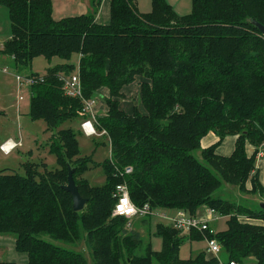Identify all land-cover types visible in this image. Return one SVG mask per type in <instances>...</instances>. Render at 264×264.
I'll return each mask as SVG.
<instances>
[{
	"label": "trees",
	"instance_id": "trees-1",
	"mask_svg": "<svg viewBox=\"0 0 264 264\" xmlns=\"http://www.w3.org/2000/svg\"><path fill=\"white\" fill-rule=\"evenodd\" d=\"M101 3L92 0L88 14L56 20L51 0H0L10 21L0 55L18 70L31 71L38 58L58 61L45 75H30L42 81L31 88L29 116L46 123L48 152L59 166L48 171L43 163H27L23 175L0 172V237L13 238L28 264H89L77 251L81 243L93 264H264V210L216 196L231 186L264 198L257 170L264 150V35L248 23L264 27V0H193L192 13L183 17L166 0H152L149 14L138 11L137 0H110L107 25L96 22ZM75 70L84 99L97 98L107 108L96 123L111 153L102 165V187L85 178L92 160L82 156L78 134L62 128L87 120L82 100L66 96L61 81ZM137 81L138 98L127 112L124 93ZM210 134L219 141L203 149ZM229 137L236 138L235 150L224 157L217 149ZM69 167L88 200L82 212H74L63 189ZM122 184L139 208L200 218L201 211L212 210L226 218L227 228L183 235L159 224L155 235L163 249L156 252L138 228L147 225L150 235L153 216L131 230L126 218L113 217ZM205 239L220 245L219 260L207 250L181 258L187 241Z\"/></svg>",
	"mask_w": 264,
	"mask_h": 264
},
{
	"label": "rangeland",
	"instance_id": "rangeland-1",
	"mask_svg": "<svg viewBox=\"0 0 264 264\" xmlns=\"http://www.w3.org/2000/svg\"><path fill=\"white\" fill-rule=\"evenodd\" d=\"M104 1L105 0H102V3L99 7V13L96 18L97 23H99L97 20L98 16L102 12V5ZM166 1L174 9L175 13L181 17L188 16L193 11V0ZM138 11L141 14L151 13L152 0H139ZM73 61L75 66H77L78 59L74 58ZM57 63L58 61L54 60L52 64H49L44 58H38L34 60L31 71L30 69L18 70L12 66L6 67L0 65L1 68L8 70L7 74L0 73V143L3 144L4 141H7L9 140V138H11L14 141L21 142L23 147H19L20 149L13 153L11 156H4L0 153V172L5 171L7 169H11L19 173L20 175H23V167L27 163H43L47 166L48 171L56 170L59 167L56 157L54 155H50L48 152L47 145L50 142L51 136L49 132H47L46 123L42 120L33 121L29 116L32 87L29 83L25 81L22 87L19 88L20 85L17 81V76L23 77V79L26 78L28 75L30 77L31 74H39L43 76L49 68L53 67ZM73 74H76V70ZM138 91L139 81H137L133 86L125 90L124 94L126 95V97L125 101H123V107L127 112L132 111L133 102H136V99L138 98ZM21 98L22 101H20ZM99 106L100 110H98ZM106 111L107 108L105 104L102 101H99L96 109L97 117L105 115ZM80 121L77 120L72 123H66L62 128H73L78 134V140L82 156L91 158L92 160L90 171L85 175V178L89 181L92 186L102 187L105 185L106 182L102 165L106 160L110 159L111 157L109 142L98 132V136L96 137H86L81 132ZM2 144H0V146ZM0 152L2 151L0 150ZM195 156L201 161L200 153H196ZM216 196L221 197L223 199L236 201L237 203L243 204L255 210H259L261 208V203L264 201V198L261 199L260 197H253L249 195L246 196L245 194H241L238 189L231 186L223 187V189L216 193ZM160 214L172 216L174 214V211H158V213L152 219L150 226V235L147 232V225H139L138 227L139 231L142 234V237L145 239V242H151L153 250L156 252H161L163 249L162 239L156 237L155 235L156 228L159 224H168L159 216ZM216 220H218V223L215 224L216 232L225 231L227 228L226 218L219 217ZM139 221V218L133 220L132 229H135L134 224L138 223ZM42 238L52 242V240L48 236H43ZM55 244L58 246L69 248L62 243ZM77 249V251L86 256L89 264H93L89 252L86 249L84 243L79 244V246L77 245ZM206 249V241H201L197 243H191L187 241L186 244L180 250V256L183 260H188L192 257H195L197 254L206 251ZM5 257L6 256H3L4 260H2L4 262L6 261Z\"/></svg>",
	"mask_w": 264,
	"mask_h": 264
},
{
	"label": "built area",
	"instance_id": "built-area-1",
	"mask_svg": "<svg viewBox=\"0 0 264 264\" xmlns=\"http://www.w3.org/2000/svg\"><path fill=\"white\" fill-rule=\"evenodd\" d=\"M0 73L7 74L8 70L0 67ZM17 81L20 85L19 88H21L25 81L32 87L33 85L37 84L38 81L42 80L33 77H26L23 79V77L17 76ZM61 81L63 82V88L66 96L82 100L84 107L82 113L87 116V120L83 121L81 124V129L84 134L89 138L98 136L96 129V109L99 100L97 98L90 100L84 99L79 70L76 72V74L62 76ZM20 101H22V98ZM103 134H105V132ZM21 146V142H16L10 139L0 146V150L5 153V155H9ZM131 172V169L126 170V174H130ZM114 198L117 202L113 212V217L126 218L129 222L127 225L128 230L132 229L133 220L137 218L141 219L147 216L154 217L158 213H153L149 205H145L142 208L137 207L131 200L129 188L126 184L119 185L116 188ZM215 215L216 213L214 211L207 210V218H200L197 216L192 217L184 211H178L172 216H167L165 214H160L159 216L168 223L165 225L173 227L174 229L180 231L183 235H190L193 231L200 233L210 231L211 234H214L216 231L210 228L209 223ZM217 217L218 215H216L214 218L218 219L220 216L218 218ZM205 241L207 242V253L211 257L219 260L221 254L220 245L213 240L205 239Z\"/></svg>",
	"mask_w": 264,
	"mask_h": 264
},
{
	"label": "crops",
	"instance_id": "crops-1",
	"mask_svg": "<svg viewBox=\"0 0 264 264\" xmlns=\"http://www.w3.org/2000/svg\"><path fill=\"white\" fill-rule=\"evenodd\" d=\"M53 3V17L56 20H61L68 17H76L87 14L91 10V1L92 0H51ZM138 1V9H139V0ZM109 6V9H108ZM108 9V10H107ZM100 24L107 25L110 23V0H105L102 5V12L98 16L97 20ZM10 39V21L8 11L5 8L0 7V54L3 50V46L6 41ZM0 65L3 66H11V60L7 59L4 56L0 55ZM100 110V106L98 107ZM11 138H9L10 140ZM219 139L215 134H210L205 137L202 141V148L207 149L211 146L218 143ZM235 141L236 138L229 137L225 140L222 145L217 149V153L224 157H229L233 154L235 150ZM1 144V143H0ZM23 148V147H20ZM20 148L14 150L11 154L5 155L0 152L4 156H11L13 153L18 151ZM254 148L249 147V153H253ZM257 170L260 174V182L264 187V150L261 149L257 158ZM249 189L251 188V184H248ZM203 218H207V211L203 210L199 214ZM216 216V215H215ZM214 216V217H215ZM209 223L211 229L215 230V224L218 223V220L215 218ZM246 221V220H245ZM249 222V221H246ZM216 231V230H215ZM207 250V249H206ZM0 263L4 262L2 260L3 256H6V261L8 263L14 264H28V258L26 255L18 253L16 251L15 240L13 238H5L0 237ZM244 264H256L253 260H249Z\"/></svg>",
	"mask_w": 264,
	"mask_h": 264
},
{
	"label": "water",
	"instance_id": "water-1",
	"mask_svg": "<svg viewBox=\"0 0 264 264\" xmlns=\"http://www.w3.org/2000/svg\"><path fill=\"white\" fill-rule=\"evenodd\" d=\"M248 23L252 24L255 28H257L261 34L264 35V27L256 22L255 20H248ZM63 189L68 192L72 198H73V210L74 212H82L84 211L88 200L84 199L78 190V187L76 185V182L74 180V169L69 167V172H68V184L63 187ZM261 209L264 210V203L261 204Z\"/></svg>",
	"mask_w": 264,
	"mask_h": 264
},
{
	"label": "bare ground",
	"instance_id": "bare-ground-1",
	"mask_svg": "<svg viewBox=\"0 0 264 264\" xmlns=\"http://www.w3.org/2000/svg\"><path fill=\"white\" fill-rule=\"evenodd\" d=\"M97 126V125H96ZM97 129V128H96Z\"/></svg>",
	"mask_w": 264,
	"mask_h": 264
}]
</instances>
